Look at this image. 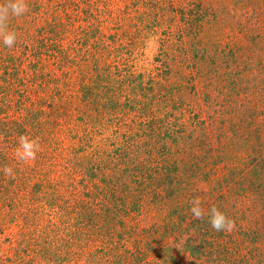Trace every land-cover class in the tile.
Masks as SVG:
<instances>
[{
    "label": "trees",
    "instance_id": "1",
    "mask_svg": "<svg viewBox=\"0 0 264 264\" xmlns=\"http://www.w3.org/2000/svg\"><path fill=\"white\" fill-rule=\"evenodd\" d=\"M28 5L29 21L7 22L15 45L0 42V264H177L180 239L191 264H264L262 125L238 122L251 100L219 65L218 52L236 53L217 43L219 0ZM151 40L156 64L142 71ZM232 129L244 135L221 143ZM21 135L40 145L27 164L15 158ZM240 152L256 177L234 206L232 189L216 186L227 168L216 166L245 167ZM202 178L205 213L230 207L229 218L251 222L241 239L192 216Z\"/></svg>",
    "mask_w": 264,
    "mask_h": 264
},
{
    "label": "rangeland",
    "instance_id": "2",
    "mask_svg": "<svg viewBox=\"0 0 264 264\" xmlns=\"http://www.w3.org/2000/svg\"><path fill=\"white\" fill-rule=\"evenodd\" d=\"M27 1L30 0H24L25 5ZM2 2H4V0H0V5ZM220 4L221 6L215 9L214 13L218 19H223L225 26L216 27V37L218 39L217 43L220 45H227L230 43V45L233 46L234 42L236 53L224 55V53L218 52V54L216 55L226 59L225 63H219V65H221L223 69L226 67L229 68L228 71H231L230 76L232 77V79L234 78V75L236 76V78H239V81L237 82L241 83L240 91L246 98L251 100L249 104L244 103L241 107H239L240 116H238V122L250 124L252 120L255 119L257 120L256 123H261V139L264 142V0H219V5ZM226 4H229L228 7H226ZM27 9H29V5L26 6V10ZM30 17L32 16L25 17L24 13L22 16L18 17L17 21L14 19V21H16L15 24L19 26L21 25V23H24V19L29 21ZM157 48L158 45L153 40L148 43L145 51V56L141 57L138 61V67H142V71H144L146 66H148L149 68L155 66L156 63H154L153 58L155 56L154 54ZM208 69H215V58L209 61ZM214 95L217 97V100L219 102H221L224 97L223 92L221 94L215 92ZM204 109L207 112L209 111L205 107ZM216 125L222 126V124ZM226 126L231 127L229 123H226ZM220 134H223L225 136L222 137L221 143H223V140H226L227 142V140L229 139L232 140L233 138H238L244 135H235L233 129L226 131L225 134L224 132H220L219 135ZM219 135L216 134L213 137V143H211L209 146L208 153L212 155L213 153H218L219 145L216 144V140L218 139ZM242 142L243 140L238 143L237 149L240 145H244V143ZM250 146L251 145L249 143V149ZM246 147L244 146L243 149H245ZM260 149H262L260 152L264 156V146ZM255 151L256 146H254V152ZM244 152L246 153L248 152V150H245ZM243 153L242 156H244L245 163H242L245 165V167L233 168L232 166H235V161L231 160H227L226 162L224 160L222 164L219 163V166H216V170H223V167L227 168L226 174H220V177L216 178V182L218 183L216 186L222 187L226 184L228 185L229 189H232L233 193L236 194V198H230V205L234 206L236 205L237 201L241 200L244 197L247 189L250 188L248 177H256L255 174L248 175L247 177V171L251 170L250 163L252 162V160L246 158ZM213 160L218 162V158L216 157ZM240 168L242 170L244 169V173L246 172L245 177L239 178L236 176V171ZM259 170H264V163H261V167L259 168ZM256 174L263 176L260 173ZM202 179L203 181L197 182L196 186L199 189V192L197 193L199 200H201L202 198L201 194L203 193V191L208 189V184L205 181H209V178ZM218 209L223 211L226 216L229 212L224 210L227 209L230 211V207ZM234 212L235 209L233 208L232 214H234ZM243 218L244 217H241L240 219V217H236V220L234 218H230L232 221H234V227L231 231L236 235L235 238L238 239L242 238V236L239 235V231H241L240 229L242 228L241 226L243 224L251 223L247 220L245 222V219L243 220ZM145 219L149 218L144 216L143 220L145 221ZM182 244L183 239L179 240V244H173L177 264H191L192 258L190 254L182 248ZM249 245H251V243Z\"/></svg>",
    "mask_w": 264,
    "mask_h": 264
},
{
    "label": "clouds",
    "instance_id": "3",
    "mask_svg": "<svg viewBox=\"0 0 264 264\" xmlns=\"http://www.w3.org/2000/svg\"><path fill=\"white\" fill-rule=\"evenodd\" d=\"M25 11L24 0H6L4 4L0 5V42L3 46L12 48L17 40V33L7 28L9 18L20 17ZM39 151L40 145L36 138L26 135L19 136L15 149L17 161L25 164L30 163L36 159ZM6 171L10 172L11 169H6ZM189 211L196 219H201L206 215L210 227L217 232H230L234 227V222L215 206H212L205 213L199 199L191 201Z\"/></svg>",
    "mask_w": 264,
    "mask_h": 264
}]
</instances>
